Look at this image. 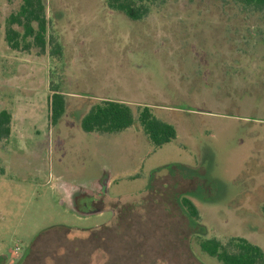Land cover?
Masks as SVG:
<instances>
[{
    "label": "rangeland",
    "instance_id": "374dc122",
    "mask_svg": "<svg viewBox=\"0 0 264 264\" xmlns=\"http://www.w3.org/2000/svg\"><path fill=\"white\" fill-rule=\"evenodd\" d=\"M44 2L52 44L39 55L8 48L5 18L21 0H0V110L11 115L0 141V264H220L202 239L264 251V11L152 0L131 21L104 0ZM53 89L65 98L55 125ZM102 100L130 105L133 125L83 132ZM144 105L174 140L149 143L136 121ZM106 181L101 214L66 205L65 188Z\"/></svg>",
    "mask_w": 264,
    "mask_h": 264
},
{
    "label": "trees",
    "instance_id": "16d2710c",
    "mask_svg": "<svg viewBox=\"0 0 264 264\" xmlns=\"http://www.w3.org/2000/svg\"><path fill=\"white\" fill-rule=\"evenodd\" d=\"M234 1L256 11H264V0ZM104 2L109 9L122 13L131 21L143 19L152 5V0H104ZM45 8L44 0H21L18 9L5 18L4 40L10 50L35 49L39 55L45 53L46 47L52 44L47 36ZM50 53L60 55L59 45L55 44ZM51 92L50 120L51 124L55 125L64 114L65 98L55 89ZM134 121L132 108L127 103L102 100L94 104L82 117L80 128L85 133L113 134L128 129ZM136 121L154 147H161L176 138L174 127L158 120L149 106L139 108ZM10 123V113L0 110V141L9 137ZM3 173L4 170L0 167V174ZM180 204L189 219L194 224L197 223L199 216L193 203L183 198ZM199 248L220 264H264V251L244 238H231L225 244L216 239H202Z\"/></svg>",
    "mask_w": 264,
    "mask_h": 264
},
{
    "label": "flooded vegetation",
    "instance_id": "af4514ba",
    "mask_svg": "<svg viewBox=\"0 0 264 264\" xmlns=\"http://www.w3.org/2000/svg\"><path fill=\"white\" fill-rule=\"evenodd\" d=\"M108 182L101 186L100 184H94L90 188L82 186L67 187L64 190L65 203L76 214L81 216H88L91 214H101V206L103 205L104 198H106L105 191L108 187ZM101 186V187H100ZM20 257L19 259H21Z\"/></svg>",
    "mask_w": 264,
    "mask_h": 264
},
{
    "label": "built area",
    "instance_id": "2783aa9c",
    "mask_svg": "<svg viewBox=\"0 0 264 264\" xmlns=\"http://www.w3.org/2000/svg\"><path fill=\"white\" fill-rule=\"evenodd\" d=\"M18 252H19V248L15 247L14 251L11 253V258L17 259L18 254H19Z\"/></svg>",
    "mask_w": 264,
    "mask_h": 264
},
{
    "label": "crops",
    "instance_id": "0c3cea01",
    "mask_svg": "<svg viewBox=\"0 0 264 264\" xmlns=\"http://www.w3.org/2000/svg\"><path fill=\"white\" fill-rule=\"evenodd\" d=\"M108 184V183H107Z\"/></svg>",
    "mask_w": 264,
    "mask_h": 264
}]
</instances>
